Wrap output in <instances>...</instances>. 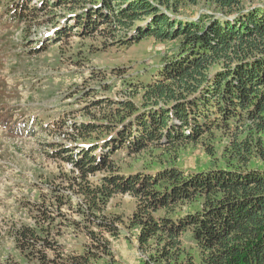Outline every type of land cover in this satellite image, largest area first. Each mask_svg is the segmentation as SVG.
I'll list each match as a JSON object with an SVG mask.
<instances>
[{"label":"trees","instance_id":"16d2710c","mask_svg":"<svg viewBox=\"0 0 264 264\" xmlns=\"http://www.w3.org/2000/svg\"><path fill=\"white\" fill-rule=\"evenodd\" d=\"M31 1L13 2L10 10L15 8L18 19L28 20L41 12L60 15L55 8L64 7L69 11L61 14L66 30L80 28L92 36L90 31L107 25L106 38L113 45H132L148 36L179 43L172 57H162L152 80L141 84L140 106L132 101L131 95L141 91L136 87L125 100L94 101L89 113L93 119L75 122L74 140L85 142L74 146L77 154L69 153L70 162L84 176L107 171L102 186H87L84 193L136 196L133 225L139 230V247L153 239L164 241L162 256L174 264L180 258L172 250L187 233L197 251L179 264H264V3L204 0L212 6L189 15L188 6L201 0ZM118 102L120 109L114 107ZM107 108L110 113L105 114ZM95 112L108 121L99 122ZM215 131L235 135L237 156L229 166L199 167L188 175L179 165L118 172L122 155L202 143ZM250 131L263 136L239 138ZM254 157L260 165L251 164ZM91 200L97 205L96 198ZM194 200L200 203L194 209L175 214L180 203ZM161 210L169 216L156 215ZM14 236L21 250L36 245L39 238L55 250L52 258L41 253L46 264L86 263L81 261L85 255L72 260L58 255L53 246L57 243L38 237L37 228L29 225L19 227Z\"/></svg>","mask_w":264,"mask_h":264},{"label":"rangeland","instance_id":"374dc122","mask_svg":"<svg viewBox=\"0 0 264 264\" xmlns=\"http://www.w3.org/2000/svg\"><path fill=\"white\" fill-rule=\"evenodd\" d=\"M14 1L18 0H0V264H46L41 253L48 258L56 255L41 238L36 245L19 249L14 233L26 225L37 228L38 237L57 243L53 246L58 255L70 260L85 255L86 260L81 259L85 264H174L162 256L164 241L153 239L139 247V230L133 225L138 198L121 192L108 197L99 191L85 194L87 186H102L107 171L84 176L70 162L69 153L75 156L74 145L85 142L74 140V124L93 119L89 113L94 111V101L125 100L138 87L141 91L131 96L141 105V84L156 75L162 57L177 52L178 40L148 36L132 45H113L106 38L107 25L90 31L92 36L80 28L66 30L61 14L69 11L64 7L55 8L60 15L41 12L16 20L8 11ZM208 6L212 3L201 0L199 5L190 4L192 12L185 13L194 15ZM56 30L61 34L55 35ZM114 107L122 108L119 102ZM234 136L215 131L202 143L122 155L118 172H152L179 165L188 175L199 167L229 166L237 156ZM241 136L249 140L263 135L250 131ZM251 164L260 165L261 160L254 157ZM90 198H96L97 205ZM198 204V200L182 202L175 214ZM158 214L169 216L164 210ZM180 240L182 244L172 250L180 258L178 264L197 251L190 233Z\"/></svg>","mask_w":264,"mask_h":264}]
</instances>
